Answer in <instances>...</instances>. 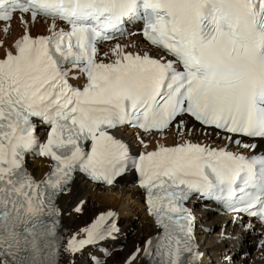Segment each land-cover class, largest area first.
Segmentation results:
<instances>
[{
    "label": "snow or ice",
    "instance_id": "obj_1",
    "mask_svg": "<svg viewBox=\"0 0 264 264\" xmlns=\"http://www.w3.org/2000/svg\"><path fill=\"white\" fill-rule=\"evenodd\" d=\"M16 13L25 31L0 58V264H57L62 251L74 255L119 231L109 211L84 238L61 242L56 198L77 170L107 184L129 167L138 172L160 231L125 264L141 254L147 264H198L185 206L193 194L264 224V154L184 141L133 157L111 131L179 132L190 116L264 139V0H0V21ZM40 17L51 19L48 33L33 35ZM134 18L163 54L120 43L101 53L98 44ZM80 75L84 84L71 83ZM36 121L47 129L43 141ZM29 153L52 161L44 177L28 170Z\"/></svg>",
    "mask_w": 264,
    "mask_h": 264
},
{
    "label": "bare ground",
    "instance_id": "obj_2",
    "mask_svg": "<svg viewBox=\"0 0 264 264\" xmlns=\"http://www.w3.org/2000/svg\"><path fill=\"white\" fill-rule=\"evenodd\" d=\"M50 23V21L46 23L36 21L31 24L32 34L46 32ZM22 26L14 23L15 32L13 31L11 37L10 34L0 36V42H2L0 58L9 49L15 51L13 45L25 31V26ZM130 42L131 47L126 45L125 41L120 44L126 45L127 50L133 52L162 54L158 49L143 42L139 36H134ZM115 44L106 47L107 51ZM183 120L184 127L179 129V132L176 128H172L170 132L164 134L138 136L137 132L131 129H121V135L135 150L145 149V145H147V149H155L158 145H174L184 141L200 142L211 146H220L231 141L229 136L223 137L214 130L203 132L199 129V125L187 117H183ZM258 143L260 144L259 149L264 151V140H258ZM235 149L244 150L246 153L251 152L249 148L242 146H237ZM50 165L47 160L35 158L30 162V170L37 178H42ZM85 185L87 188L82 189ZM143 196L142 191L135 186L131 175L123 176L118 184L112 187H96L78 179L70 186V190L64 192L58 199L64 220V234L69 238L76 234L81 237L85 235L83 230L88 228L98 213L117 212L122 233L119 235L116 245L121 243L125 247L121 254L114 252L106 264H123L137 247H144V242L156 230L154 222L142 202ZM78 207L83 210V216L77 214ZM196 213L199 225L210 229L209 232L203 228L197 230V244L201 250L202 264H264V243L259 248L256 246L259 240H264V233L248 230L241 223L233 225L229 216L221 215L213 209L202 208L200 203L196 204ZM246 253H249V256H244ZM72 259L75 260L74 264H90L83 254L73 255L67 252H65L63 264H72ZM146 261L147 258L141 254L133 264H145Z\"/></svg>",
    "mask_w": 264,
    "mask_h": 264
},
{
    "label": "rangeland",
    "instance_id": "obj_3",
    "mask_svg": "<svg viewBox=\"0 0 264 264\" xmlns=\"http://www.w3.org/2000/svg\"><path fill=\"white\" fill-rule=\"evenodd\" d=\"M77 214H78V215H80V216H83V210H82V213H79V211H77ZM132 242H133V241H132ZM122 251H123V250L119 251L118 253H120V254H121V253H122ZM122 260H123V258H122ZM120 262H121V260H120Z\"/></svg>",
    "mask_w": 264,
    "mask_h": 264
}]
</instances>
